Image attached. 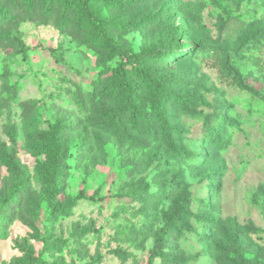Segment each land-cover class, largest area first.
Returning <instances> with one entry per match:
<instances>
[{
	"label": "rangeland",
	"instance_id": "374dc122",
	"mask_svg": "<svg viewBox=\"0 0 264 264\" xmlns=\"http://www.w3.org/2000/svg\"><path fill=\"white\" fill-rule=\"evenodd\" d=\"M34 3L0 0V264H264V0ZM103 33L135 54L187 45L143 62L171 91L177 150L146 101L134 128L107 93L121 55ZM56 123L65 175L51 195L33 144Z\"/></svg>",
	"mask_w": 264,
	"mask_h": 264
},
{
	"label": "trees",
	"instance_id": "16d2710c",
	"mask_svg": "<svg viewBox=\"0 0 264 264\" xmlns=\"http://www.w3.org/2000/svg\"><path fill=\"white\" fill-rule=\"evenodd\" d=\"M66 1L74 2L75 0ZM24 2L30 9H33L35 6L34 0H24ZM109 2L112 6L118 4V0H109ZM5 15H7L6 11L0 6V17ZM83 17L85 23H92L89 13L87 12V8L85 7L83 8ZM142 21L143 20L140 22ZM98 41L101 42L104 47L112 50L114 53L113 55H121V59L118 62L117 67L112 70L113 77L105 85L107 93L119 97L124 106L131 112V125L134 128H137L141 123L148 122V118H146L145 114L142 115L137 110L140 105V101H146L150 105L154 117L158 120L161 139L168 147L177 150V145H175L172 134L178 132L179 128H177V125L173 124L168 112V105L171 101V91L168 88L167 81L162 76L156 75L151 68L144 66L143 62L146 58L148 59L150 57H154L156 59H160L162 57H165L166 59H169L170 57H179L189 51L187 45H179L178 49L175 51H160L154 47H149L135 54L133 52H125L117 43L111 41V39L104 33L99 35ZM106 71L107 70L103 69L101 72L105 73ZM135 83H138L145 88V98H141L136 93L137 86L134 85ZM191 104V100L187 97H180L177 100V107L181 111L188 115L197 117L196 114H194V111L190 108ZM62 131L63 127L59 123L53 124L49 131L43 134L38 139L36 144H33V148H37L39 152L45 154V162L40 164L38 171L45 178H47V184L51 195L58 194L62 191V182L65 175V165L63 164V142L61 140ZM213 131H219L217 124L213 126ZM7 162L13 169L17 167L12 157L8 156ZM165 191L166 190L163 189V192ZM81 197H83V194L77 195L71 202L66 203L65 207L73 204L76 199ZM183 211L184 208L179 206L178 212L184 213ZM174 220L175 218L168 217L166 224L157 236V243L154 250L162 246L166 235L170 231L175 230L176 224ZM152 255L153 253L150 255L149 262H152ZM23 264L54 263H49L35 258L33 261H28Z\"/></svg>",
	"mask_w": 264,
	"mask_h": 264
}]
</instances>
